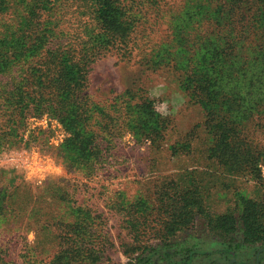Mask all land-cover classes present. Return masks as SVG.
Listing matches in <instances>:
<instances>
[{
	"label": "rangeland",
	"instance_id": "1",
	"mask_svg": "<svg viewBox=\"0 0 264 264\" xmlns=\"http://www.w3.org/2000/svg\"><path fill=\"white\" fill-rule=\"evenodd\" d=\"M121 2L127 44L85 65L83 127L98 148L83 161L62 147L72 135L46 108L51 88L34 82L52 50L33 32L58 25L83 52L102 0H0V97L29 91L45 106L25 104L0 131V264H264V0ZM224 122L239 145L228 165ZM230 215L237 231L222 236L211 222ZM86 243L96 259L59 254Z\"/></svg>",
	"mask_w": 264,
	"mask_h": 264
},
{
	"label": "trees",
	"instance_id": "2",
	"mask_svg": "<svg viewBox=\"0 0 264 264\" xmlns=\"http://www.w3.org/2000/svg\"><path fill=\"white\" fill-rule=\"evenodd\" d=\"M124 8V4L121 0H102L98 10L93 11L94 17H92L94 22L97 23L95 25L93 24V27L91 24L90 29L86 28L88 30L86 38L89 36L86 43L90 47L83 52H77L71 43L65 44L58 39V25L55 27L51 26L48 29H42V24L36 23V28L33 32L38 39V46H45L48 44V48L52 50L49 57L50 59L41 61V66L37 70L39 74L35 76L34 82L41 81L46 88H51L50 94H52V98L49 100L52 103L47 105L46 108H52L54 110L55 116L59 118L61 124L72 135V138L65 139V143L62 147H70L73 145L76 154H80L81 152L78 158L83 161L84 158H90L91 154L98 148L95 145V136H91V138L88 139L87 136H89L90 133L83 127L88 121V118L84 116L86 113L85 111H87V95L84 90L86 86H88V71L85 65L101 52L102 47H106L107 49H109V47L123 49V46L127 44L128 34H126V27L130 25V16L128 10H124ZM38 18L40 19L41 17L39 16ZM94 27H99L101 33L94 34ZM83 39L85 40V38ZM69 69L71 71H77V74L70 80H68ZM24 93V96L18 99L14 98L12 101L4 96L0 97V113L1 111H5L6 113L3 115L4 117H8L4 119L0 114V131H2L4 125L7 128L17 127L19 123V118H17L19 115L18 112L24 110L22 107H24L25 104L27 105L26 114L32 110L29 107L30 103L37 104V106H35L37 108H41L42 105L43 108H45L44 102H39L36 96L30 94L29 91ZM37 110L38 109H36V111ZM218 126H221L225 130H229L226 128V122L222 125L219 123ZM230 132L225 131L222 133L224 143L219 148L223 153L219 155L222 156L224 165L229 164L228 159L233 157L239 147L238 143L232 145L230 139H232L233 136L232 132ZM87 151H89L88 154L86 153ZM181 200H183L181 204L184 208H193L195 205V198H181ZM257 207L258 205L252 201H246L242 210L243 213L241 212V216L239 217V222H241L244 229V242L248 244H255L262 239L256 219ZM211 225H213L222 236L232 235L237 231L238 220L233 215L225 219L218 217L217 220L211 222ZM72 251L77 253L78 257H83L88 260L96 259L94 258V253L97 252L94 247H90L87 243L80 247H76L74 250H68L63 246L59 254L67 253L64 255L63 259H68V253L74 254ZM60 260L61 259H53L49 264H59Z\"/></svg>",
	"mask_w": 264,
	"mask_h": 264
}]
</instances>
